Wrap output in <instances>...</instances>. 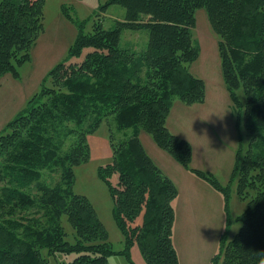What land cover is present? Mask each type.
I'll use <instances>...</instances> for the list:
<instances>
[{
  "label": "trees",
  "instance_id": "obj_1",
  "mask_svg": "<svg viewBox=\"0 0 264 264\" xmlns=\"http://www.w3.org/2000/svg\"><path fill=\"white\" fill-rule=\"evenodd\" d=\"M44 4L0 0V77L17 75L16 67L29 60ZM113 5L123 8L121 20L109 29L97 20L89 33L85 21L62 7L77 28L68 61L48 72L39 92L0 134V264H108L114 253L128 258L134 244L147 264H178L171 241L176 189L145 154L138 134H150L188 169L190 145L168 130L166 119L175 100L189 105L204 97L203 81L189 72L198 56L191 29L199 8L219 37L224 82L248 138L232 173L237 196L247 200L237 218L241 226L230 240L221 236L210 264H264V0H108L98 11ZM124 30H145V48H121ZM104 120L117 132L132 129L117 144L110 133L112 159L98 170L124 238L122 252L111 249L94 208L73 191L74 168L88 160L86 135ZM190 171L227 203L229 187ZM58 256L73 258L64 262Z\"/></svg>",
  "mask_w": 264,
  "mask_h": 264
},
{
  "label": "rangeland",
  "instance_id": "obj_2",
  "mask_svg": "<svg viewBox=\"0 0 264 264\" xmlns=\"http://www.w3.org/2000/svg\"><path fill=\"white\" fill-rule=\"evenodd\" d=\"M106 1L45 0L42 30L29 50V60L16 67L17 75L8 73L0 77V134L39 92L48 72L59 62L68 61L66 55L76 38L77 28L63 15L62 7L69 8L75 20L85 21L84 32L89 33L97 20L104 29H109L113 28L115 20L124 16L123 8L115 5L99 12L98 8ZM96 12H99L98 16H95ZM194 17L191 40L198 47V56L189 65V72L203 81L204 97L202 102L189 105L175 100L166 119L168 130L190 145L188 169L159 149L150 134L142 129L138 134L145 154L176 189L172 201L171 241L178 264H210L218 251L221 236L230 240L240 229L241 222L237 218L244 212L247 202L237 196V181L232 173L236 155L244 153L248 138L241 122L238 126L237 108L224 82L217 48L219 37L212 30L204 9H197ZM146 43L145 30H124L121 34V48L139 51ZM82 57L70 60L80 61ZM236 95L243 104L242 89H238ZM110 133L117 144L131 135L132 129L117 132L104 120L86 135L88 160L74 168L73 191L85 197L94 208L111 249L122 252L126 249L124 238L112 216L113 202L108 187L98 173L99 167H105L112 159ZM190 168L211 176L222 187H229L227 203L220 192L192 173ZM115 181L116 175H113L111 182ZM62 223L67 233H71L65 218ZM127 254L128 258L123 253L112 254L108 264H147L136 244ZM72 258L58 256L57 260L69 262Z\"/></svg>",
  "mask_w": 264,
  "mask_h": 264
}]
</instances>
